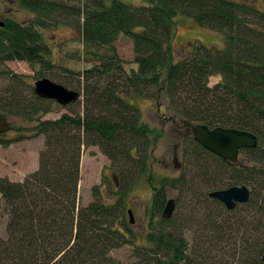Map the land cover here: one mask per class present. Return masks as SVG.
<instances>
[{
    "label": "trees",
    "instance_id": "16d2710c",
    "mask_svg": "<svg viewBox=\"0 0 264 264\" xmlns=\"http://www.w3.org/2000/svg\"><path fill=\"white\" fill-rule=\"evenodd\" d=\"M18 1L34 18L27 23L2 20L0 61L22 60L51 70L48 46L36 27L61 24L79 32L90 48L87 53L98 63L82 71L81 100L65 105L68 111L55 119L37 121V132L44 138L37 168L22 181L0 178L1 208L7 216L5 235H0V264H264V10L236 0H140L147 4L137 6L123 0H83V5ZM176 16L220 32L223 47L197 42L174 61ZM119 35L132 42L135 69L126 71L116 54L113 43ZM212 75L221 78L210 86ZM15 76L0 94V113L31 119L47 112L54 101L38 97ZM133 96L158 104L165 100L172 120L186 130L197 123L234 127L253 133L258 141L255 148L239 151L242 160L237 164L193 142L195 148L184 156L189 174L170 181L162 178L158 188L152 186L143 236L125 221L123 196L105 202L94 185L92 200L77 203L81 146L96 145L116 169L118 181L131 171L136 178L148 172L151 137L137 107L127 99ZM11 141L0 134V144ZM208 162H216L225 174L208 176ZM168 184L189 195L201 185V195L190 206L199 203L202 212L196 215L191 209L178 221L173 214L162 219ZM239 184L249 188L250 197L232 210L208 196L211 190ZM119 186L126 188L124 183ZM207 202L217 206L210 208ZM240 206L250 212L231 216ZM186 231L191 232L190 243ZM126 244L132 246L128 261L110 254Z\"/></svg>",
    "mask_w": 264,
    "mask_h": 264
},
{
    "label": "rangeland",
    "instance_id": "374dc122",
    "mask_svg": "<svg viewBox=\"0 0 264 264\" xmlns=\"http://www.w3.org/2000/svg\"><path fill=\"white\" fill-rule=\"evenodd\" d=\"M63 1L67 4L83 5V0ZM123 1L135 6L147 4L140 0ZM236 1L245 2L264 10V0ZM33 16L32 12L20 7L18 0H0V20L10 18L19 23H27L34 18ZM36 31H39L43 42L48 46L47 57L53 64V68L45 71L40 69V65L29 64L22 60L0 61V94H3L5 89L14 83V75L31 87L37 79L46 77L52 79V81L60 80L66 84L68 89L78 91L79 100H81V89L84 83L81 76L82 71L97 64L98 58L87 53L90 48L83 45L79 32L73 27L58 24L55 27H36ZM197 42L218 49L224 45V39L220 32L198 26L186 17L176 16L174 18V38L172 41L173 60L176 61L183 57L191 46ZM113 44L117 56L123 61L124 69L126 71L130 68L135 69L136 64L133 62L131 40L128 37L119 35ZM99 51L108 53L105 48H101ZM220 78V75L210 76L208 85H213ZM127 99L137 107L141 122L149 128L151 143L148 152V172H143L136 178L133 171H131L132 174L129 172V176L125 177L126 175H124L123 179L118 181L116 169L110 166V161L96 145L81 146L77 203L78 205H86L92 200L91 189L94 185L99 186L101 198L105 202L123 196L125 221L136 235L143 236L148 229V220L151 213L152 186L158 188L162 178L170 181L179 178L182 173L189 174L191 167L185 162L184 156L187 151L195 148L193 142L196 141L192 137L191 130H186L181 123L172 120V116L166 109L165 100L161 99L158 104L143 97L133 96ZM67 111L66 106L51 102L47 112L44 114L39 112L31 119L16 116L5 117L10 129L4 132L3 135L5 138H13L14 141L0 144V178L5 177L11 181H22L26 174L34 171L38 166V153L44 143L42 134H39L36 129L37 121L39 119H55L61 113ZM201 158L204 157L201 156ZM238 159L239 161L242 160L240 153ZM207 165L208 171L206 172H208V176H211L212 173L217 174V171L222 173L223 176L224 170L216 165V162H208ZM120 183H124L126 188L119 189ZM201 189V185L198 184L191 189L189 195L185 190L180 191V189L172 187L170 184L165 187L166 200L174 198L176 203L172 213L174 221L187 217L191 209L196 215L202 212L203 205L198 203V206H190L191 202L201 195ZM207 205L210 208L217 206L211 202H207ZM128 210L132 222H129ZM247 212H250L249 208L240 206L230 215L240 218ZM6 220L7 216L2 211L0 202L1 236L5 235ZM249 221L251 220L249 219ZM185 237L189 243L192 241L190 231L185 232ZM249 237L251 238V234ZM139 242H141L140 239ZM131 250L132 246L126 244L111 250L110 254L118 260L128 261ZM225 260L229 261L228 258Z\"/></svg>",
    "mask_w": 264,
    "mask_h": 264
},
{
    "label": "water",
    "instance_id": "95a60500",
    "mask_svg": "<svg viewBox=\"0 0 264 264\" xmlns=\"http://www.w3.org/2000/svg\"><path fill=\"white\" fill-rule=\"evenodd\" d=\"M3 21L0 20V26ZM33 92L40 98L53 100L59 105H68L79 98L76 90L68 89L60 83L54 82L46 77L37 79L33 84ZM10 129L5 116L0 113V134ZM193 139L205 150L228 163L237 164L241 149L255 148L258 144L256 136L247 131L234 127L214 126L212 128L205 124H194L191 126ZM208 196L221 202L227 210H232L237 204L246 203L250 197V190L245 184L230 185L222 189L208 192ZM175 207L174 198H168L162 208L161 218L171 217ZM129 222H132L130 211ZM264 262V250L260 255Z\"/></svg>",
    "mask_w": 264,
    "mask_h": 264
},
{
    "label": "bare ground",
    "instance_id": "6f19581e",
    "mask_svg": "<svg viewBox=\"0 0 264 264\" xmlns=\"http://www.w3.org/2000/svg\"><path fill=\"white\" fill-rule=\"evenodd\" d=\"M193 126V125H192ZM191 129V128H190Z\"/></svg>",
    "mask_w": 264,
    "mask_h": 264
}]
</instances>
